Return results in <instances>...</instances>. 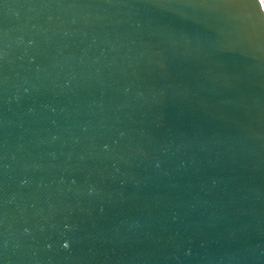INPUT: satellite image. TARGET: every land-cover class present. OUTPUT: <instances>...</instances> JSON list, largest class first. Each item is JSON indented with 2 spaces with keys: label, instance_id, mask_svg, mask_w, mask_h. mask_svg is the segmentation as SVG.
Masks as SVG:
<instances>
[{
  "label": "water",
  "instance_id": "obj_1",
  "mask_svg": "<svg viewBox=\"0 0 264 264\" xmlns=\"http://www.w3.org/2000/svg\"><path fill=\"white\" fill-rule=\"evenodd\" d=\"M0 264H264V0H0Z\"/></svg>",
  "mask_w": 264,
  "mask_h": 264
}]
</instances>
